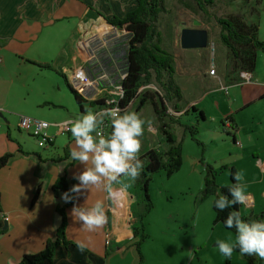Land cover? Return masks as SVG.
Here are the masks:
<instances>
[{
    "label": "crops",
    "instance_id": "crops-1",
    "mask_svg": "<svg viewBox=\"0 0 264 264\" xmlns=\"http://www.w3.org/2000/svg\"><path fill=\"white\" fill-rule=\"evenodd\" d=\"M246 1L249 5L247 8L243 6V9L252 16L245 21L258 25L256 17L262 15L264 0ZM136 7L135 0H0V157L11 154L7 164L0 168V231L3 232L0 234V264H17L22 256L41 252L47 241L55 239L60 224L57 208L64 207L66 202L62 199L61 191L53 192V184L56 180L65 178L72 188L78 183L74 176L83 170V166L72 161L69 154L64 157V149L67 147L71 150L74 141L69 133L60 134L57 129L67 118L81 114L65 82L80 97L82 113L89 108L100 110V106L93 103L101 102L105 91L121 82L128 66L126 53L130 35L120 28H113L108 22L124 19ZM236 14L244 16V13ZM180 33L181 31L178 38L173 39L172 48H181ZM222 48L219 47L218 56L222 64L219 63L217 67L220 75L216 79L208 75V70L203 69L198 74L199 81L196 82L197 90L194 93L190 91L193 84L187 79L195 77V72H190L191 66H181L178 69L174 64V82L181 92L183 106L178 121L184 123L189 116V107L194 106L203 115L202 119H197L200 123L196 125V134L202 137V126L207 123V118L205 110L199 108L198 104L206 101V105H209L205 107L216 113L210 115L212 122L218 124L219 133L230 137L228 126L232 124L226 120L229 117L233 119L236 132L232 130L234 137H230L231 144L242 148L240 142V147L233 143L238 142L240 131L233 117L234 113L227 105L230 98L225 82L236 81L229 85L235 87L241 85L248 75L250 80L254 77V81L260 82V86L264 88V69H258L260 58L264 67V49L256 54L254 70L244 73L230 71L226 50L223 46ZM45 65L50 68L41 67ZM220 80L227 92L222 90ZM216 85L226 97L224 112L215 107L211 97L210 87ZM186 93L189 98H185ZM248 105L243 104V108ZM148 108L151 116L145 119L144 114L147 115ZM186 109L189 110L188 114L182 115ZM127 111H135V104ZM196 113L191 111L194 117ZM138 114L145 121L151 122L150 126L146 124L141 137V157L160 144V137L152 108L145 106ZM21 116L47 122L48 133L54 138L52 144L40 148L33 138L19 131L17 125ZM182 116L187 117L183 119ZM174 126L177 125H171L172 130ZM256 154V151L252 152L253 157ZM193 163L196 164V168L192 166L193 171H200L198 186L195 188L200 193L204 169L200 159L196 158ZM221 167L229 171L233 166ZM217 178L220 186L230 183L219 182ZM124 180L122 178L124 183H128ZM131 187L127 192H120V186L113 185L115 195L111 199L103 187H93L87 192H72L74 203L65 210V235L76 246H58L54 264H121L115 259V254L123 259L131 255L129 249H133L131 245L137 239H133L131 234V228L136 223L132 211L139 198ZM260 194L264 197V190ZM247 196L250 205L241 206L240 213L245 209L242 216L256 213L251 194ZM97 200L103 202L108 222L103 228L88 232L71 216V209L74 205L91 207ZM263 209L259 208V211ZM199 213L200 211L197 216ZM144 226L145 229L149 226L147 219ZM190 226L192 227L191 224ZM219 226L222 225L216 227L218 230L221 228ZM205 237L201 238L199 231L192 236L187 246V264H194L195 257L204 248L201 239ZM106 241L110 244L106 245Z\"/></svg>",
    "mask_w": 264,
    "mask_h": 264
},
{
    "label": "rangeland",
    "instance_id": "rangeland-1",
    "mask_svg": "<svg viewBox=\"0 0 264 264\" xmlns=\"http://www.w3.org/2000/svg\"><path fill=\"white\" fill-rule=\"evenodd\" d=\"M247 5H249V2L246 0H217L214 9L209 11L210 19H207L201 12L195 13L186 10L179 4L178 0L164 1L167 13L159 16L158 25L162 35V47L173 55L174 63H176L178 69L181 66L185 68L191 66L190 72H195L194 78L191 79L190 75L187 78L193 84L190 87L192 93L197 90L198 74L203 69L208 70V75L210 70L213 69L214 74L209 76L216 79L220 75V71L217 68L219 63L222 64V61L219 62L218 57L220 55L219 47L223 48L218 41V27L212 17H225L228 14L244 13L245 17L240 15L242 18H250L252 14L250 15L248 11L245 13L243 9V6L246 7ZM261 13L262 15L256 17V20L259 25V41H264V10ZM195 22L198 23L199 27L193 26ZM185 28H196L205 31L208 36L207 45L194 50L172 48L173 39L178 38L181 29ZM226 59L228 58L226 57ZM186 63L187 65H185ZM262 68L264 69L262 58H260L258 69L261 70ZM228 75L230 77V72ZM182 78L186 80L185 77ZM222 80L219 81V84L223 82ZM234 82L236 81L227 80L225 82L230 98L227 105L231 107L234 113L233 117L240 131L239 137L237 136L239 138L238 142L241 143L242 148H236L231 144L230 135L228 137L219 133V130H217L218 124L212 122L211 119V115L216 113L207 108L209 103L206 105V101L198 104L199 108L205 110L207 118V123L202 126V130L200 129L204 133L202 137L196 134L192 138L186 130V127L190 126H195L197 129L198 126L196 125L200 123L197 120L199 119V114L196 113L194 117L190 110L188 117L182 116L183 119L187 117L185 122H179L173 129L176 138L182 140L183 161L181 167L178 172L170 177H167L164 171L153 174L148 185V195L152 202V209L142 219L143 225L147 219L149 226L146 229L144 226L147 239L140 247L141 264H187L186 256L189 253L187 246L190 243V239L192 240V236L198 231L201 234V238L206 237L201 239L202 247L204 248L195 257L194 264H225V258L219 254L215 246L216 241H234L235 234L224 230L221 226H219L221 227L220 230L216 228L219 224L213 223L214 213L212 208H210L212 197H208L207 201L197 202L200 198V193H197L195 188L198 186L200 171L197 172L192 169V166L196 168V164L193 163L196 158L203 159L213 166L217 173V179L223 183L227 181L229 183V171L222 170L221 166H233L236 172L243 174L241 183L246 185V194H251L254 200L256 213L253 214L264 210L259 211V208H264V197L260 194L264 190V97H262L264 88L260 86V82L254 81V77L250 80L248 75L241 82V85L230 87L229 85L234 84ZM221 87H223L222 84ZM210 91L215 107L220 112H224L226 107L224 100L226 101V97L223 91L217 85L213 88L210 87ZM187 93L191 95V93ZM187 93L185 98H189ZM232 99L234 100L233 102ZM243 104L249 105L243 108ZM149 109L147 110V115L144 114L145 119L151 116ZM196 110L198 111V109ZM207 132L210 134H207ZM255 151L257 154L253 157L252 152ZM124 181L127 180L125 179ZM132 185L131 190L136 193L137 188L134 187V184ZM137 193L140 195L139 192ZM139 202H141L140 197L136 204ZM136 204L133 209L139 213L141 206L139 207ZM245 204L249 206L250 201L247 200ZM142 211L143 208L140 213ZM198 211H200L199 216H197ZM244 212L245 209L243 208L241 213ZM134 219L135 224H137L138 218L136 220L134 217ZM194 227L198 228V230ZM131 246L133 247V249H129L131 255H127L124 259L117 257L115 254L114 257L119 263H139L138 253L134 245L132 244ZM193 252L191 253L194 254ZM232 256L234 258L231 257L228 264H247L241 255L233 253Z\"/></svg>",
    "mask_w": 264,
    "mask_h": 264
},
{
    "label": "trees",
    "instance_id": "trees-1",
    "mask_svg": "<svg viewBox=\"0 0 264 264\" xmlns=\"http://www.w3.org/2000/svg\"><path fill=\"white\" fill-rule=\"evenodd\" d=\"M165 0H135L137 7L129 13L124 19H113L108 22L113 28H120L130 35L128 41L127 72L120 85L123 90L122 98L118 106L127 111L132 104H135L137 114L145 106H150L158 123V135L160 144L145 152L140 158L145 161V168L141 176L135 181L134 187L139 192L141 202L136 204L141 206L143 211L139 213L133 209V217L138 218V223L131 228L132 238H138L134 247L139 256V263L142 262L140 247L147 239L142 223L143 217L152 209V202L148 195V185L152 175L164 171L167 177L178 172L182 164L181 140H178L171 129V125L178 124V115L183 110L182 95L174 82V57L162 47V35L158 28L159 16L167 13L164 7ZM186 10L191 12H201L204 17L210 19L209 11L214 9L217 0H178ZM218 27V41L226 50L228 65L230 71H239L251 73L254 70L256 54L264 49V42L258 39V25L249 24L244 18L237 14H228L225 17H212ZM49 69L45 65L41 66ZM68 91L74 97V100L82 113L81 99L74 89L67 83ZM93 105H101L100 102H94ZM192 112H197L202 119V112L197 111L193 106L189 107ZM172 111V114L166 112ZM186 109L182 115L188 114ZM226 121L231 122L232 130L236 132V125L232 118ZM189 135L193 138L196 135L195 126L186 127ZM71 137V134H68ZM231 136V135H230ZM234 137V135H233ZM198 145L199 143L195 141ZM235 143V141L233 142ZM20 151V150H19ZM21 152V151H20ZM67 147L64 149V157L69 154ZM63 157V158H64ZM11 154H5L0 157V168H3ZM200 164L204 169L203 187L200 191L198 203L204 202L208 197L213 200L218 194L229 196L228 187L235 183L232 176L236 173L233 167L229 170V184L220 186L217 183V173L213 166L200 159ZM224 169L225 167H221ZM70 186L65 178H60L53 184L52 190L68 193L71 197L62 208H57L60 215V224L55 233V239L47 241L41 252L32 255H24L17 264H54V256L58 246H76L66 238L67 217L66 208L73 205L74 198L70 192ZM37 194V193H36ZM142 196V197H141ZM229 198H231L229 196ZM242 205H233L231 209H225L223 212L214 213V224H222L228 213L232 210L240 211ZM245 220L264 219V211L257 214L250 213L242 216ZM224 228V227H223ZM225 229V228H224ZM235 234V230H228ZM3 233L0 231V234ZM233 253H238L234 251ZM240 255V254H239ZM247 264H264V260L255 256H241ZM230 259H225V264Z\"/></svg>",
    "mask_w": 264,
    "mask_h": 264
},
{
    "label": "clouds",
    "instance_id": "clouds-1",
    "mask_svg": "<svg viewBox=\"0 0 264 264\" xmlns=\"http://www.w3.org/2000/svg\"><path fill=\"white\" fill-rule=\"evenodd\" d=\"M99 111L89 108L86 112L69 117L61 127L67 126L74 147L69 156L72 161L83 166L74 179L78 181L70 192L88 191L93 187H103L108 197L114 198L113 185H119L120 192L127 189L141 176L145 161L140 158L141 137L145 126L151 125L134 111H123L115 100H107ZM126 179L128 183L122 181ZM234 184L228 187L229 196L218 194L210 208L223 212L233 205H243L248 200L243 174L234 173ZM62 199L69 202L68 193ZM71 216L88 232L101 229L108 222L102 201L97 200L91 207L73 206ZM226 230H235L233 240H217L219 254L230 259L234 251L241 256H255L264 260V219L245 220L240 211L232 210L222 221ZM83 251V248H81Z\"/></svg>",
    "mask_w": 264,
    "mask_h": 264
},
{
    "label": "built area",
    "instance_id": "built-area-1",
    "mask_svg": "<svg viewBox=\"0 0 264 264\" xmlns=\"http://www.w3.org/2000/svg\"><path fill=\"white\" fill-rule=\"evenodd\" d=\"M1 61V60H0ZM214 71L213 69L210 70L209 75H213ZM125 77V76H124ZM123 77V78H124ZM123 80V79H122ZM222 89L227 92V88L222 87ZM123 90L121 88L120 84H115L111 87V89H107L105 91V94L100 102V109L104 107H112L114 105H106L107 100H115L117 101V104L119 100L122 98ZM172 114L171 110H168L166 114ZM19 131H22L29 135L31 138H33L36 142L37 145L42 148V147H47L52 144L54 141V138L49 135L48 133V128L49 124L45 121L34 119L31 117H26V116H21L18 125H17ZM57 129H59L60 134H68L67 126L61 127V125L57 126ZM228 133L233 136V131L230 126H228ZM235 145L240 147V143L235 141ZM7 221V219H5ZM110 243L106 241V245H109Z\"/></svg>",
    "mask_w": 264,
    "mask_h": 264
},
{
    "label": "water",
    "instance_id": "water-1",
    "mask_svg": "<svg viewBox=\"0 0 264 264\" xmlns=\"http://www.w3.org/2000/svg\"><path fill=\"white\" fill-rule=\"evenodd\" d=\"M193 26L197 27L198 23L195 22ZM179 41L182 49H200L207 45L208 36L205 31L196 28H185L181 30Z\"/></svg>",
    "mask_w": 264,
    "mask_h": 264
},
{
    "label": "flooded vegetation",
    "instance_id": "flooded-vegetation-1",
    "mask_svg": "<svg viewBox=\"0 0 264 264\" xmlns=\"http://www.w3.org/2000/svg\"><path fill=\"white\" fill-rule=\"evenodd\" d=\"M197 27H199V26H197ZM127 50H128V46H127ZM127 54V53H126ZM127 59V58H126ZM128 65V64H127ZM225 133H227V132H225ZM230 179V178H229Z\"/></svg>",
    "mask_w": 264,
    "mask_h": 264
}]
</instances>
